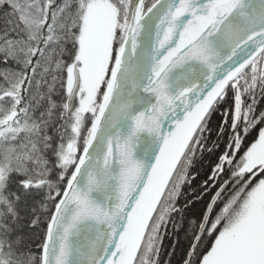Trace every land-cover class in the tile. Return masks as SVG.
Instances as JSON below:
<instances>
[{
  "label": "snow or ice",
  "instance_id": "6c2138e0",
  "mask_svg": "<svg viewBox=\"0 0 264 264\" xmlns=\"http://www.w3.org/2000/svg\"><path fill=\"white\" fill-rule=\"evenodd\" d=\"M181 236L178 264H264V0H0V264Z\"/></svg>",
  "mask_w": 264,
  "mask_h": 264
},
{
  "label": "trees",
  "instance_id": "16d2710c",
  "mask_svg": "<svg viewBox=\"0 0 264 264\" xmlns=\"http://www.w3.org/2000/svg\"><path fill=\"white\" fill-rule=\"evenodd\" d=\"M213 159V157L210 156H205V158L202 161H199L197 163V168L200 169L201 172L205 171L207 169V166L209 164V162ZM202 178V177H201ZM200 183V178H198L197 180L192 182V188L191 189H185L186 192H190L192 190H195L198 188V185ZM203 202H201L200 204H197L196 206V210H198L200 207H202ZM181 245L179 248H177L176 254L174 255V257H172V262L173 264H178V261L180 259V256L183 252V248L185 246V242L183 241V236H181ZM168 243H174V241L172 240H168L166 241V244Z\"/></svg>",
  "mask_w": 264,
  "mask_h": 264
}]
</instances>
